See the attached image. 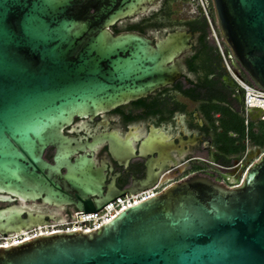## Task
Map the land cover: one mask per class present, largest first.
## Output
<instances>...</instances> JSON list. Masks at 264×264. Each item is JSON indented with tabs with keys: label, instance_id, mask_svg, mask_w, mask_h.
<instances>
[{
	"label": "water",
	"instance_id": "obj_1",
	"mask_svg": "<svg viewBox=\"0 0 264 264\" xmlns=\"http://www.w3.org/2000/svg\"><path fill=\"white\" fill-rule=\"evenodd\" d=\"M211 2L224 43L264 91V0ZM159 4L0 0V193L52 192L47 179L59 171L43 155L50 146L64 147V158L71 154L66 126L144 98L180 75L177 64L192 47L191 34L150 39L112 30ZM116 198L80 210L96 213ZM33 227L20 211L0 210V235ZM0 264H264V156L240 188L193 176L91 233L0 248Z\"/></svg>",
	"mask_w": 264,
	"mask_h": 264
},
{
	"label": "flooded vegetation",
	"instance_id": "obj_2",
	"mask_svg": "<svg viewBox=\"0 0 264 264\" xmlns=\"http://www.w3.org/2000/svg\"><path fill=\"white\" fill-rule=\"evenodd\" d=\"M195 2L160 0L156 9L112 29L114 34L138 33L150 39L186 31L193 43L171 84L94 116L75 118L63 130L71 141L67 158L62 156L64 147L46 149L43 159L59 171L47 179L49 188L61 198L49 190L36 198L0 193V210L20 211L22 220L34 226L19 233L62 225L106 198L167 190L193 176L231 182L243 166L257 162L259 151L250 146L264 136L255 133L252 123L264 122V109H246L244 84L255 85L218 28L212 35L201 18L187 27L159 26L160 18L175 14V5ZM257 98L264 103V97Z\"/></svg>",
	"mask_w": 264,
	"mask_h": 264
},
{
	"label": "built area",
	"instance_id": "obj_3",
	"mask_svg": "<svg viewBox=\"0 0 264 264\" xmlns=\"http://www.w3.org/2000/svg\"><path fill=\"white\" fill-rule=\"evenodd\" d=\"M200 3L202 5L204 13L206 14V18L208 19L210 25H212L211 19L207 12V8L204 5V0H200ZM244 88L246 90V95H247L246 96V109L250 111L252 109L251 100H253V98L258 97V96L264 97V91L258 89L257 87H251L246 84H244ZM261 119L264 121V115H262ZM263 155L264 153H261L258 157L255 156L256 160L258 161ZM254 164H255V159H253L246 167L243 166L242 169L244 170H242L240 175L235 177L233 181L231 182L223 181V184H225L230 189H237V188L242 187L243 180L248 170ZM163 191H165V189L153 188V189L141 192L139 194L133 195L131 197H128V196L120 197L110 202L109 204H107L105 207H103L100 211L96 213H90V214L76 213L70 221L62 225L53 226L51 228L33 229L28 232H23L20 234H16L13 236H7V237L0 235V248L7 249V247L19 245L21 243L33 240L37 237H41V236L48 237L53 234L55 235L67 234V233H73L78 230L82 231V233L85 232L86 234L91 233L92 231L98 230L99 228L103 227L105 224L113 220L125 209L136 206L157 195H160ZM80 214H83V215H80ZM25 234H28L29 236L25 237Z\"/></svg>",
	"mask_w": 264,
	"mask_h": 264
},
{
	"label": "rangeland",
	"instance_id": "obj_4",
	"mask_svg": "<svg viewBox=\"0 0 264 264\" xmlns=\"http://www.w3.org/2000/svg\"><path fill=\"white\" fill-rule=\"evenodd\" d=\"M208 1V0H207ZM204 0V5L207 8V12L209 14V17L211 19V24L209 23L208 19L206 18V14L204 13V10L202 8V5L200 3V0H196V2L190 3V4H177L174 6V13L172 16H170L167 19L160 18L159 19V26L163 28H169V27H187L189 26L188 22L194 21L197 18H201L204 20L209 28L211 29V34L214 35V31H217V21L216 16L214 12V8L212 5V2L210 0L211 5L209 4V1L207 2ZM212 8V9H211ZM137 25V24H135ZM219 30V29H218ZM252 127L256 134L264 131V122L262 121H254L252 123ZM260 144L254 142L252 146H250V149L253 151H259V153H264V140L261 138ZM232 180V179H231ZM233 181V180H232Z\"/></svg>",
	"mask_w": 264,
	"mask_h": 264
},
{
	"label": "bare ground",
	"instance_id": "obj_5",
	"mask_svg": "<svg viewBox=\"0 0 264 264\" xmlns=\"http://www.w3.org/2000/svg\"><path fill=\"white\" fill-rule=\"evenodd\" d=\"M260 102H261V99H259V98H253V100H251V104H252L251 107H252V109L253 108H257V107L264 109V103H260ZM41 234H42V232H41ZM26 236H29V235L28 234H25V237Z\"/></svg>",
	"mask_w": 264,
	"mask_h": 264
},
{
	"label": "trees",
	"instance_id": "obj_6",
	"mask_svg": "<svg viewBox=\"0 0 264 264\" xmlns=\"http://www.w3.org/2000/svg\"><path fill=\"white\" fill-rule=\"evenodd\" d=\"M262 136H264V131L262 132ZM257 143V142H256ZM258 144H260V143H258Z\"/></svg>",
	"mask_w": 264,
	"mask_h": 264
}]
</instances>
